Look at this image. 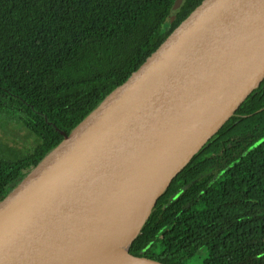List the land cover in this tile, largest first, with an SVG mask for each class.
<instances>
[{
  "label": "trees",
  "instance_id": "obj_1",
  "mask_svg": "<svg viewBox=\"0 0 264 264\" xmlns=\"http://www.w3.org/2000/svg\"><path fill=\"white\" fill-rule=\"evenodd\" d=\"M0 0V202L203 0ZM174 16L171 24L168 22ZM264 264V82L159 197L128 251Z\"/></svg>",
  "mask_w": 264,
  "mask_h": 264
},
{
  "label": "water",
  "instance_id": "obj_2",
  "mask_svg": "<svg viewBox=\"0 0 264 264\" xmlns=\"http://www.w3.org/2000/svg\"><path fill=\"white\" fill-rule=\"evenodd\" d=\"M263 82L264 0H203L0 202V264H53L186 151L151 195L140 232L171 181Z\"/></svg>",
  "mask_w": 264,
  "mask_h": 264
},
{
  "label": "bare ground",
  "instance_id": "obj_3",
  "mask_svg": "<svg viewBox=\"0 0 264 264\" xmlns=\"http://www.w3.org/2000/svg\"><path fill=\"white\" fill-rule=\"evenodd\" d=\"M184 153L170 159L154 180L80 235L53 264H153L130 257L124 244L140 229L152 203L151 195Z\"/></svg>",
  "mask_w": 264,
  "mask_h": 264
},
{
  "label": "rangeland",
  "instance_id": "obj_4",
  "mask_svg": "<svg viewBox=\"0 0 264 264\" xmlns=\"http://www.w3.org/2000/svg\"><path fill=\"white\" fill-rule=\"evenodd\" d=\"M174 16L171 18V20L168 22V25L171 24V21L173 20ZM0 122L3 123L2 119H0ZM0 138L8 143L11 146L17 147L18 149H24L25 146L33 144H29L28 140L25 138V133L20 132L17 128H15L12 124L6 126L3 128L0 124ZM139 233V232H138ZM138 233L132 236L125 244L124 247L128 249V246L132 239L136 238L138 236ZM207 250H201L197 257H195L192 261H190L189 264H202L203 260L207 258Z\"/></svg>",
  "mask_w": 264,
  "mask_h": 264
}]
</instances>
